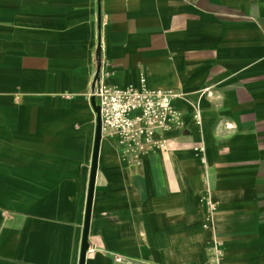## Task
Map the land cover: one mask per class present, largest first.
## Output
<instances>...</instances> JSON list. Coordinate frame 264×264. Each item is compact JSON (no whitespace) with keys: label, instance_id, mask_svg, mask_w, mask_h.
I'll return each instance as SVG.
<instances>
[{"label":"crops","instance_id":"0c3cea01","mask_svg":"<svg viewBox=\"0 0 264 264\" xmlns=\"http://www.w3.org/2000/svg\"><path fill=\"white\" fill-rule=\"evenodd\" d=\"M99 67L203 119L139 165L101 139L86 264H211L206 175L223 264H264V0H0V264H79Z\"/></svg>","mask_w":264,"mask_h":264},{"label":"built area","instance_id":"2783aa9c","mask_svg":"<svg viewBox=\"0 0 264 264\" xmlns=\"http://www.w3.org/2000/svg\"><path fill=\"white\" fill-rule=\"evenodd\" d=\"M102 65L103 60L101 59ZM101 65V66H102ZM102 68V67H101ZM91 90L100 106L102 139H116L123 160L131 165H139L154 148L167 144L165 133L182 124L183 110L177 105L182 100L194 106L193 118L202 123V109L199 102L188 94L173 89L153 87L143 73L138 84L125 87L106 82L101 71ZM208 92V91H207ZM210 94V93H207ZM199 100V99H198ZM200 152L202 162L207 165L205 146L195 148ZM206 175V189L203 194L205 217L203 228L209 232L211 264H222L224 260L223 241L217 234L215 224L218 203L214 198ZM116 264H138L123 256H115Z\"/></svg>","mask_w":264,"mask_h":264},{"label":"water","instance_id":"95a60500","mask_svg":"<svg viewBox=\"0 0 264 264\" xmlns=\"http://www.w3.org/2000/svg\"><path fill=\"white\" fill-rule=\"evenodd\" d=\"M100 68L101 67H99L98 70L96 71L95 78H94V81L92 84V89L94 88L95 81L99 76ZM91 101H92L94 111L96 113V130H95L93 158H92V165H91V173H90L88 197H87V203H86L85 221H84L83 238H82L79 264H86V254H87V251H88L89 246H90V244H89V228H90V220H91V213H92L94 185H95L96 173H97V167H98L100 142L102 139L100 106L98 105L94 95H92Z\"/></svg>","mask_w":264,"mask_h":264},{"label":"rangeland","instance_id":"374dc122","mask_svg":"<svg viewBox=\"0 0 264 264\" xmlns=\"http://www.w3.org/2000/svg\"><path fill=\"white\" fill-rule=\"evenodd\" d=\"M196 101H198L199 102V105H200V101L199 100H196ZM211 249V248H210ZM210 261H211V258H210ZM223 264V263H222Z\"/></svg>","mask_w":264,"mask_h":264}]
</instances>
